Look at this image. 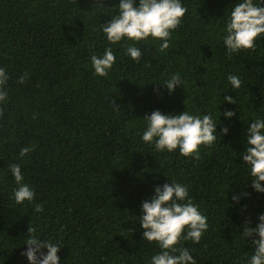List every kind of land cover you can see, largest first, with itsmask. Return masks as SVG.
I'll return each mask as SVG.
<instances>
[{
	"label": "trees",
	"instance_id": "obj_1",
	"mask_svg": "<svg viewBox=\"0 0 264 264\" xmlns=\"http://www.w3.org/2000/svg\"><path fill=\"white\" fill-rule=\"evenodd\" d=\"M118 2L0 0V67L9 77L0 103V264H29L22 252L31 227L61 242L59 264H147L159 249L143 240L135 217L154 188L171 180L188 187L207 217L200 242H184L197 264H244L254 248L241 234L264 213V193L252 188L237 154L245 151L244 121L264 118V38L229 54L224 16L235 0H182L187 12L167 49L151 38L137 43V63L122 41L112 46L116 63L101 77L90 57L108 46L99 24L109 22ZM172 74L183 88L169 93L159 83ZM231 74L242 81L235 92ZM224 95L236 104L220 105ZM184 109L213 115L212 145L183 156L141 141L142 117ZM228 109L236 114L225 119ZM23 147L34 150L21 157ZM13 163L34 190L32 202L10 198Z\"/></svg>",
	"mask_w": 264,
	"mask_h": 264
},
{
	"label": "clouds",
	"instance_id": "obj_2",
	"mask_svg": "<svg viewBox=\"0 0 264 264\" xmlns=\"http://www.w3.org/2000/svg\"><path fill=\"white\" fill-rule=\"evenodd\" d=\"M261 4H264V0H235L231 10L226 12L222 42L227 53L237 54L242 50L254 49L258 40L264 38V7ZM114 8L115 14L110 16L109 22L99 24V32L106 38L108 46L102 54H92L90 57L91 68L101 77L107 76L116 63L113 45L130 42L125 47V54L131 61L139 63L142 50L136 44L151 38L160 42L161 50L167 49L171 32L180 25L187 12L182 0H119ZM8 79L7 72L0 67V103L6 101ZM226 79L234 92L241 88L242 81L237 75H228ZM23 81L22 76L20 82ZM159 84L166 86L171 93L177 86L182 87L183 81L180 75L172 74ZM234 99L224 95L220 105L224 102L236 104ZM235 114L231 109L221 113L225 119ZM244 122L248 125L245 151L237 155L242 158L241 164L247 177L251 178L252 188L264 193V118L258 115ZM142 123L141 141L154 146L157 152L178 150L183 156L198 155L201 145L210 146L217 139L218 123L212 114H193L186 109L170 113L154 110L142 117ZM221 131L227 134L228 128ZM32 150V147H23L19 155L24 157ZM8 172L16 185L10 198L16 204L32 202L34 190L25 182L21 165H8ZM233 199L238 201L239 197L234 196ZM34 210L41 212L43 209L36 204ZM135 219L144 230L143 240L155 242L159 249L147 264H197L184 242L199 243L208 229V223L199 206L192 202L186 185L173 180L157 185L151 198L141 203V215ZM257 220L255 227H244L241 234L244 241L252 238L251 246L254 248L251 255L245 257L244 264H264V213L259 214ZM60 243L53 242L51 238L42 239L31 227L26 242L28 247L22 255L29 264H59Z\"/></svg>",
	"mask_w": 264,
	"mask_h": 264
}]
</instances>
